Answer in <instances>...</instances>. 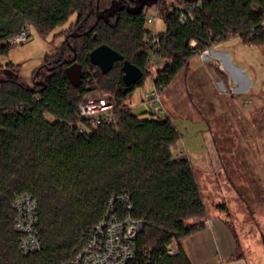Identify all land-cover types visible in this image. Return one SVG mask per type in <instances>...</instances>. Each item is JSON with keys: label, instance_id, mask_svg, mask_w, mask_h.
Returning <instances> with one entry per match:
<instances>
[{"label": "trees", "instance_id": "trees-1", "mask_svg": "<svg viewBox=\"0 0 264 264\" xmlns=\"http://www.w3.org/2000/svg\"><path fill=\"white\" fill-rule=\"evenodd\" d=\"M170 1L0 0V54L11 47L7 38L25 26L45 34L75 16L71 29L61 30L59 58L47 74L41 64L32 73V85L19 76L0 77V264L69 262L108 200L120 194L128 196L132 215L144 222L127 264H193L181 240L205 227L207 210L191 161L172 151L177 128L167 115L134 112L124 104L149 76L146 15L156 8L163 24L158 31L162 61L155 67L154 83L164 90L194 54L229 37L264 44V0ZM174 1L193 4V20L181 23ZM100 44L139 67L141 78L126 86L120 61L106 73L91 64L88 54ZM72 61L82 66L79 86L64 73ZM6 65L15 64L9 60ZM94 77L98 84L91 86ZM87 88L116 91L115 123L79 131L77 106ZM21 193L37 200L41 244L25 254L18 249L11 207ZM261 240L264 248V235ZM172 241L177 252L170 254Z\"/></svg>", "mask_w": 264, "mask_h": 264}, {"label": "rangeland", "instance_id": "rangeland-1", "mask_svg": "<svg viewBox=\"0 0 264 264\" xmlns=\"http://www.w3.org/2000/svg\"><path fill=\"white\" fill-rule=\"evenodd\" d=\"M152 11L153 7L148 9ZM74 19L72 14L45 34L30 26L28 40L0 54V77L19 76L24 84L32 85V73L41 64L42 74H47L46 69L59 58L57 49L64 39L61 30H70ZM157 26L163 28L161 19ZM206 50L187 60L162 91L165 112H157L160 104L142 100L151 86L149 76L124 104L134 112L154 110L160 117L171 118L179 133L172 151L191 161L207 216L228 220L229 229L239 238L238 254L248 264H264V44H249L232 36ZM9 60L15 65H6ZM97 84L96 77L89 81L91 86ZM93 91L113 95L115 100L114 90ZM217 235L219 243L224 242ZM210 248L208 244V252ZM224 254L217 253V264H222Z\"/></svg>", "mask_w": 264, "mask_h": 264}, {"label": "built area", "instance_id": "built-area-1", "mask_svg": "<svg viewBox=\"0 0 264 264\" xmlns=\"http://www.w3.org/2000/svg\"><path fill=\"white\" fill-rule=\"evenodd\" d=\"M179 10L178 20L181 23L188 19L193 20L194 5H184L174 1ZM161 19L159 11L153 8L151 13L146 15L149 34L146 39L148 45V64L146 70L149 72L151 86L144 91L142 100L148 104L158 103L157 112H165L162 106V91L154 83V70L162 61L158 55L160 49V36L157 21ZM264 27V21L262 22ZM30 26H25L19 33L9 36V44L22 43L30 37ZM191 39L190 46L195 45ZM207 50L205 49V52ZM78 117L82 125L80 132L95 127L99 124L115 123L114 97L105 93L89 91L78 103ZM154 113V110H150ZM157 115V114H156ZM132 202L125 194L111 197L106 204L104 214L88 230L85 243L76 252L74 257L64 264H127L134 257V244L137 234L143 226V219L132 215ZM14 211L13 228L18 233V249L22 253L38 251L41 247L37 231L38 203L30 193L16 195L11 203ZM167 252H177L174 241L167 245Z\"/></svg>", "mask_w": 264, "mask_h": 264}, {"label": "crops", "instance_id": "crops-1", "mask_svg": "<svg viewBox=\"0 0 264 264\" xmlns=\"http://www.w3.org/2000/svg\"><path fill=\"white\" fill-rule=\"evenodd\" d=\"M204 224L205 227L203 229L181 240V246L184 248L193 264H217L215 256L220 252L222 254L225 253V257H220L222 264H248L244 260V255L238 254L237 250L240 245L239 238L237 245L234 234L229 229L228 220L220 217L214 220L206 216ZM227 233H229L228 236ZM217 234H219L221 240L224 239V242L220 241L219 243ZM208 244L209 247H211L209 252L207 250Z\"/></svg>", "mask_w": 264, "mask_h": 264}, {"label": "water", "instance_id": "water-1", "mask_svg": "<svg viewBox=\"0 0 264 264\" xmlns=\"http://www.w3.org/2000/svg\"><path fill=\"white\" fill-rule=\"evenodd\" d=\"M89 62L99 68L102 73L108 72L115 61L121 62V80L126 86L135 84L142 76V71L135 64L106 44H100L88 54ZM64 73L73 86H79L83 81L82 66L72 61L64 68ZM238 87V86H237ZM89 91L90 88H87Z\"/></svg>", "mask_w": 264, "mask_h": 264}]
</instances>
